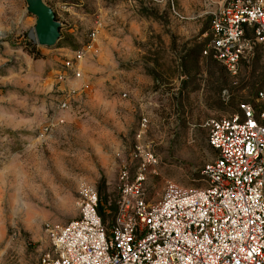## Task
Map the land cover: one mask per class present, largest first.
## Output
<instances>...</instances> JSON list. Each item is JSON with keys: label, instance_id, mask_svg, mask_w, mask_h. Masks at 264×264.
I'll return each mask as SVG.
<instances>
[{"label": "rangeland", "instance_id": "1", "mask_svg": "<svg viewBox=\"0 0 264 264\" xmlns=\"http://www.w3.org/2000/svg\"><path fill=\"white\" fill-rule=\"evenodd\" d=\"M173 1L183 19L167 2L47 0L62 24L47 48L33 37L25 0H0V264H41L51 251L45 224L78 219L83 186L97 192L108 226L120 169L136 171L138 147L158 158L148 201L168 183L206 185L202 172L216 157L206 123L254 103L264 48L254 44L237 75L198 62L209 0Z\"/></svg>", "mask_w": 264, "mask_h": 264}, {"label": "built area", "instance_id": "2", "mask_svg": "<svg viewBox=\"0 0 264 264\" xmlns=\"http://www.w3.org/2000/svg\"><path fill=\"white\" fill-rule=\"evenodd\" d=\"M149 1L169 3L183 19L173 0ZM206 14L203 55L237 75L244 54L254 44L264 48V0H209ZM206 126L216 157L202 172L204 187L168 183L160 201H148L144 187L158 158L138 147L136 171L120 169L111 223H103L97 192L83 186L79 218L45 224L51 251L41 264H264V89Z\"/></svg>", "mask_w": 264, "mask_h": 264}, {"label": "water", "instance_id": "3", "mask_svg": "<svg viewBox=\"0 0 264 264\" xmlns=\"http://www.w3.org/2000/svg\"><path fill=\"white\" fill-rule=\"evenodd\" d=\"M47 0H25L28 13L36 18L34 28L35 40L39 46L54 47L61 38L62 24Z\"/></svg>", "mask_w": 264, "mask_h": 264}, {"label": "trees", "instance_id": "4", "mask_svg": "<svg viewBox=\"0 0 264 264\" xmlns=\"http://www.w3.org/2000/svg\"><path fill=\"white\" fill-rule=\"evenodd\" d=\"M194 52L195 54L197 55V61L200 59V58H203L205 60H208L209 62L211 63H217L216 60H214L211 56H203V46L202 45H198L194 48ZM199 62V61H198ZM105 209H103L102 206H100V215L102 217V220H103V223L106 224V218H107V214L105 213ZM112 221V220H111ZM111 223V222H110ZM109 223V224H110Z\"/></svg>", "mask_w": 264, "mask_h": 264}, {"label": "bare ground", "instance_id": "5", "mask_svg": "<svg viewBox=\"0 0 264 264\" xmlns=\"http://www.w3.org/2000/svg\"><path fill=\"white\" fill-rule=\"evenodd\" d=\"M33 37L35 38V35L33 34Z\"/></svg>", "mask_w": 264, "mask_h": 264}]
</instances>
